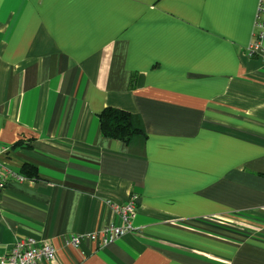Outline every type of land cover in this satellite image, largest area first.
<instances>
[{
  "label": "crops",
  "instance_id": "1",
  "mask_svg": "<svg viewBox=\"0 0 264 264\" xmlns=\"http://www.w3.org/2000/svg\"><path fill=\"white\" fill-rule=\"evenodd\" d=\"M258 3L0 0V264L17 238L54 264H264ZM107 108L145 140L104 137ZM132 196V230L90 240Z\"/></svg>",
  "mask_w": 264,
  "mask_h": 264
},
{
  "label": "built area",
  "instance_id": "2",
  "mask_svg": "<svg viewBox=\"0 0 264 264\" xmlns=\"http://www.w3.org/2000/svg\"><path fill=\"white\" fill-rule=\"evenodd\" d=\"M256 14V28H262L263 23L261 16L264 15V0H259L258 9ZM255 42L250 46V53L259 56L264 62V47L258 41V35L254 36ZM4 150L0 149V153ZM5 179V168L0 163V192L3 180ZM135 197H130L129 201L123 206H114L113 210L115 215L121 221V225L117 227H108L100 229L96 234L89 235V239L93 240L96 236L101 235L103 238L102 243H106L115 239L117 236L132 230V221L135 218ZM87 238V237H86ZM82 237L72 238V244L77 245ZM85 240V239H84ZM54 264L55 263V250L47 242L37 243L29 238H17L12 247L3 256L1 264Z\"/></svg>",
  "mask_w": 264,
  "mask_h": 264
},
{
  "label": "trees",
  "instance_id": "3",
  "mask_svg": "<svg viewBox=\"0 0 264 264\" xmlns=\"http://www.w3.org/2000/svg\"><path fill=\"white\" fill-rule=\"evenodd\" d=\"M99 125L104 137L121 141L128 147L145 140L143 125L137 115L107 108L99 115Z\"/></svg>",
  "mask_w": 264,
  "mask_h": 264
}]
</instances>
